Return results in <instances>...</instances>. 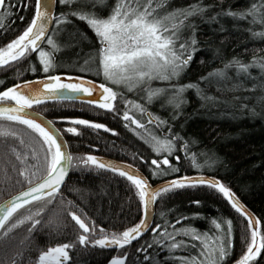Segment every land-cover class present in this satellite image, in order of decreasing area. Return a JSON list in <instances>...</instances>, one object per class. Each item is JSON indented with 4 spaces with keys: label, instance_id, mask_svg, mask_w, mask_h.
Here are the masks:
<instances>
[{
    "label": "snow or ice",
    "instance_id": "obj_1",
    "mask_svg": "<svg viewBox=\"0 0 264 264\" xmlns=\"http://www.w3.org/2000/svg\"><path fill=\"white\" fill-rule=\"evenodd\" d=\"M97 2L102 3V0ZM57 3L64 10L55 11L54 5ZM79 3L80 0H33V14L27 25L18 35L0 46V66L14 65L34 53L40 71L44 73L33 80L17 79L16 83L0 90V121L12 122L9 125L0 123V136L17 138L20 144H24L23 137L13 125H24L35 134V144L25 145L28 150L23 153L10 146L20 164L18 175L27 187L9 199L0 201V239L25 221L30 222L31 233L39 224L37 217L59 194L69 170L95 167L118 173L130 182L142 211L138 222L125 226L122 230L106 229L92 221L87 213L78 214L77 211H72L73 202L69 201L67 214L81 230L76 241L49 242L46 247L37 249V255L27 258L28 264H65V261L70 259L69 251L76 243L82 246H115L121 249V253L112 255L108 264H126L128 253L122 250L148 229L149 216L153 212L155 202L162 200L168 192L186 185H208L217 189L236 212L247 218V235L241 232L242 248L232 260V264H258L257 257L264 255V230L261 219L249 212L232 189L218 179L202 174L172 175L179 172V168L170 157L174 156V159L179 161L181 157L174 155L178 150L185 153V158H190L192 166L196 169L205 164L210 166L214 161L211 157H206L203 163L199 162L197 156L200 154L189 151V140L184 139L179 132H173L167 119L150 112L146 107L155 99L165 97L166 105L178 109L184 102L183 93L189 88L195 89L197 95L206 103L219 100L218 97L206 94L198 83H173L178 80L196 51L195 18L204 19L205 10L210 6L204 4L203 0H193L183 7L168 10V0H114L108 14L104 16L94 10L76 7ZM10 7L11 0H8L7 4L6 0H0V9L7 12ZM162 8L166 10L161 12ZM222 15L246 21L249 25L246 30L251 37L264 38V0H249L247 6L242 9L221 10L219 13H213L210 19ZM72 16L85 21L97 37L99 47L94 54V63L96 74L103 77V82L97 83L85 76L56 71L58 65L54 53L59 47L55 37L64 24L71 22L69 17ZM2 19L3 16H0V20ZM20 19L23 20L24 17ZM186 31L189 32L187 36L184 35ZM41 42L47 47L41 46ZM233 67L237 77L241 74L251 76L249 69L252 67L258 68L264 74V56L253 55L248 62L233 57L222 67L214 68L201 76L200 80L215 81L219 84L220 81L231 79L228 73ZM30 70L35 73L36 65L30 64ZM153 81L163 83L155 86ZM0 85H3V81H0ZM121 87L129 92L141 89L145 103L125 97L124 93L119 91ZM232 87H239V82L234 83ZM118 98L124 105L122 112L115 107L114 102ZM77 99H87L90 105L116 112L125 121V126L131 127L150 147L151 153L155 154L148 167L151 175L160 179L161 183L153 187L148 178L133 164L105 160L91 153L74 154L69 151L64 133L78 134L79 127L68 126L61 129L56 126V121L69 122L71 125L115 133L116 130L109 128L105 123L76 116L47 119L41 112L33 111L34 106L46 101ZM238 99L240 98L233 97V100ZM259 99L264 100V97ZM240 108L248 106L241 104ZM248 110L255 114V108ZM165 126L168 127L167 132L163 131ZM138 158L140 161L145 159L142 155ZM13 167L15 170V165ZM167 176L171 178L163 179ZM195 203L198 204L199 201ZM159 215L160 222L150 229L153 233L152 244L167 250L170 257L179 264H227L232 257L231 218L213 217L210 219L211 229L198 230L188 224L181 225V221L189 219L188 216L181 214L169 220L165 211H161ZM138 251L146 250L141 247ZM179 251H185L187 255L174 254ZM22 256L21 251L14 252L8 264H18L17 257ZM144 259L148 260L150 257L146 255ZM154 264L160 262L157 260Z\"/></svg>",
    "mask_w": 264,
    "mask_h": 264
},
{
    "label": "trees",
    "instance_id": "obj_2",
    "mask_svg": "<svg viewBox=\"0 0 264 264\" xmlns=\"http://www.w3.org/2000/svg\"><path fill=\"white\" fill-rule=\"evenodd\" d=\"M113 2L114 0H102V3L97 0H80L76 7L94 10L106 16ZM191 2L193 0H168L167 9L183 7ZM248 2L249 0H203V3L210 7L205 10L204 19L195 18L196 51L178 80L173 81L180 84L198 83L206 94L218 97L219 100L206 103L197 95L195 89L189 88L183 93L184 102L178 109L166 105L165 97L155 99L146 107L150 112L167 119L173 132H179L184 139L189 140V151L200 154L197 156L199 162L203 163L206 157H211L214 161L210 166L205 164L196 169L192 166L190 158H185V153L178 150L174 155L181 157L179 161H176L174 156L170 157L179 168V172L172 175L202 174L219 178L261 219L264 230V100L259 99L264 97V74L258 68L252 67L249 69L251 76L241 74L237 77L233 67L228 73L231 79L220 81L219 84L215 81L200 80L201 76L214 68L222 67L233 57L248 62L253 55L264 56V38L251 37L246 30L249 26L246 21H238L227 15L210 19L213 13L229 8L242 9ZM32 3L33 0H11V7L7 12L0 9V16H3L0 20V46L18 35L27 25L33 14ZM62 10L64 9L57 3V12ZM165 10L162 8L161 12ZM20 17L24 19L21 20ZM69 20L71 22L64 24L56 35L59 41V50L54 53L58 65L56 71L85 75L103 82V77L97 76L95 70L94 54L99 47L95 33L85 21L74 16L69 17ZM184 35H189V32H184ZM42 46L47 47L45 43ZM30 64L36 65L35 73L30 70ZM42 75L44 73L40 71L33 53L28 59L14 65L0 66V81H3L0 90L16 83L17 79L27 80ZM237 82L239 87L233 88L232 85ZM152 83L159 86L163 82ZM119 91L123 92L125 97L145 103L141 89L129 92L121 87ZM233 97L240 99L233 100ZM114 103L116 109L122 112L124 105L120 99ZM241 104L247 105L248 108H240ZM33 108L52 119L59 116H76L105 123L109 128L115 129V133L81 125H75L80 129L78 134L65 132L70 151L76 155L91 153L126 161L140 168L152 183L161 181L151 175L148 167L155 154L151 153L150 147L131 127L125 126V121L116 112L69 100L46 101ZM249 108H255V114L250 113ZM0 123L12 124L7 121ZM68 123L56 121L61 129H65ZM13 126L20 132L24 144H20L17 138L0 136V201L27 187L18 175L20 164L10 146L23 153L28 150L25 145L35 144V134L31 133V130L24 125ZM163 131L167 132L168 127L165 126ZM141 155L144 156V161L139 160ZM134 156L137 158L133 159ZM170 178L171 176H167L163 179ZM134 193L130 182L118 173L95 167L70 169L59 194L37 217L39 224L31 233L29 228L32 226L29 221H25L0 239V264H8L13 253L17 251L23 253L22 257H17L18 264H28L27 258L37 255V249L46 247L49 242H75L81 230L67 214L69 201L73 202L72 211H77L78 214L87 213L92 221L106 229L122 230L123 227L138 222L142 211ZM161 211L166 212L169 220L181 214L188 216L189 219L181 221V225L188 224L198 230L211 229L210 219L213 217L231 218L233 253L227 264H232V260L240 253V235L242 231L247 235V218L236 212L217 189L208 185H186L168 192L162 200L156 201L153 226L160 222ZM194 213L199 215H192ZM152 239L153 233L149 230L141 238L124 246L122 251L128 253L126 264H154L157 260L160 264H179L170 257L167 250L152 244ZM141 247L146 251H138ZM120 253L121 249L117 248L82 246L76 243L69 251L70 259L65 264H108L112 255ZM174 254L187 255V252L179 251ZM146 255L150 259L145 260ZM257 261L258 264H264V255L257 257Z\"/></svg>",
    "mask_w": 264,
    "mask_h": 264
},
{
    "label": "water",
    "instance_id": "obj_3",
    "mask_svg": "<svg viewBox=\"0 0 264 264\" xmlns=\"http://www.w3.org/2000/svg\"><path fill=\"white\" fill-rule=\"evenodd\" d=\"M54 9H55V11H57V4H55L54 5ZM44 42H41V46H42V44H43ZM72 75H75V76H85V75H79V74H72ZM85 77H87L88 79H90V80H94V81H96L97 83H99V82H101V81H99V80H97V79H94V78H92V77H88V76H85ZM34 78H31V79H27V80H33ZM69 101H78V102H85V103H87V99H84V100H79V99H77V100H69ZM33 111H37V112H41V111H39V110H36L35 108H33ZM42 113V115L44 116V117H46L47 119H52V118H50L47 114H45V113H43V112H41ZM56 126L58 127V125L56 124ZM59 128V127H58ZM64 139L67 141V138H66V136L64 135ZM68 148H69V151H70V147H69V144H68ZM97 156H99V157H102L103 159H105V160H113V161H122V160H117V159H114V158H110V157H106V156H101V155H97ZM123 162H125V163H128V164H131V163H129V162H126V161H123ZM135 166V165H134ZM137 169H139V171L145 176V177H147L146 175H145V173L140 169V168H138L137 166H135ZM69 174H70V170H69V172H68V174H67V176H66V178H65V182H66V180H67V178H68V176H69ZM206 177H210V178H215V177H213V176H210V175H205ZM148 178V177H147ZM215 179H218V180H220L219 178H215ZM148 180H149V178H148ZM221 181V180H220ZM65 182L62 184V186L65 184ZM149 182H150V184L153 186V187H155L157 184H159V183H161V181H159V182H156V183H152L150 180H149ZM61 186V187H62ZM26 188V187H25ZM25 188H23L22 190H24ZM22 190H20V191H22ZM20 191H18V192H16V193H14V194H12V195H10L9 197H7V198H5L4 200H7V199H9L11 196H13V195H16V194H18ZM236 195V194H235ZM236 197L239 199V201L246 207V209L249 211V212H251V213H253L254 214V212L236 195ZM4 200H2V201H4ZM155 213H156V202H155V204H154V208H153V212H152V214L149 216V221H150V224H149V227H148V229H146L145 230V232H143L142 233V235L140 236V237H137V238H135L134 240H132L131 242H133V241H136L137 239H139V238H141L143 235H145L150 229H151V227H153V223H154V218H155ZM255 215V214H254ZM256 216V215H255ZM257 217V216H256ZM106 248H108V249H116V247L115 246H108V247H106ZM66 262V261H65Z\"/></svg>",
    "mask_w": 264,
    "mask_h": 264
},
{
    "label": "rangeland",
    "instance_id": "obj_4",
    "mask_svg": "<svg viewBox=\"0 0 264 264\" xmlns=\"http://www.w3.org/2000/svg\"><path fill=\"white\" fill-rule=\"evenodd\" d=\"M55 39H56V41H57V43H59V41L57 40V38L55 37ZM47 46V45H46ZM96 70V69H95ZM68 126H75V125H71L70 123H68ZM67 126V127H68ZM59 127V126H58Z\"/></svg>",
    "mask_w": 264,
    "mask_h": 264
}]
</instances>
